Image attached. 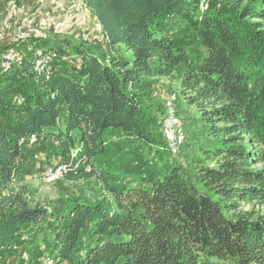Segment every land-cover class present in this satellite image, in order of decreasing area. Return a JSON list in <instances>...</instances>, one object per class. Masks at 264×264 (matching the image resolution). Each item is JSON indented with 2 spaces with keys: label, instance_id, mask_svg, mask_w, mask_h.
I'll list each match as a JSON object with an SVG mask.
<instances>
[{
  "label": "trees",
  "instance_id": "obj_1",
  "mask_svg": "<svg viewBox=\"0 0 264 264\" xmlns=\"http://www.w3.org/2000/svg\"><path fill=\"white\" fill-rule=\"evenodd\" d=\"M79 1L100 38L0 47V264H264V0ZM53 160L85 188L39 199Z\"/></svg>",
  "mask_w": 264,
  "mask_h": 264
},
{
  "label": "rangeland",
  "instance_id": "obj_2",
  "mask_svg": "<svg viewBox=\"0 0 264 264\" xmlns=\"http://www.w3.org/2000/svg\"><path fill=\"white\" fill-rule=\"evenodd\" d=\"M0 2V47L8 44L10 40H13L14 38L16 40H20L18 36H15L19 31L24 34L23 39L33 37L31 29L35 27L40 29V31L45 34V37H40L38 39H46L48 36L58 37L67 43L75 44L80 41L94 40L96 39V36L99 38L101 37L99 35V31L101 30L100 23H95L93 19H90V17L86 14V11L82 8L80 4L81 1L79 0H77V3L75 0V5L72 6L73 9L69 8V3H71L70 0H0ZM65 10L68 12L65 13ZM29 22H34L38 25L27 24ZM41 45H43V42H41ZM31 51L32 55H34L37 51L46 53V51L40 47H34ZM5 52L2 54V60H4L3 55ZM16 55L18 56L17 51ZM3 66L6 65L3 64ZM45 72L47 75L45 77L50 79V60ZM154 90V95H156L160 101H164V125L167 121V114L169 110L173 108L176 111L174 104L168 102L167 99L176 100L177 95L176 93H173L172 88L169 87V84L165 79L157 81L154 85ZM178 119L181 123L182 131L181 147L185 134L182 127V120L180 117H178ZM195 131L198 134H202L204 131L203 126H200ZM107 136L108 133L105 134V137ZM178 152L176 154H178ZM79 157H81V153L77 155V159L74 162L78 167L80 166ZM150 157L147 153H143L144 160L152 159V156ZM56 162L57 160H53L50 164L52 165ZM44 174H41L38 171L32 175H27L24 179V182L28 183L37 190V197L39 199H54L58 195L64 194L67 190L76 191L82 187L85 188L87 183L85 180H78L75 182L67 181L64 179L66 174L58 179L48 181L45 179ZM41 264L47 263L42 261Z\"/></svg>",
  "mask_w": 264,
  "mask_h": 264
},
{
  "label": "bare ground",
  "instance_id": "obj_3",
  "mask_svg": "<svg viewBox=\"0 0 264 264\" xmlns=\"http://www.w3.org/2000/svg\"><path fill=\"white\" fill-rule=\"evenodd\" d=\"M32 35L34 38H40L45 37L42 36V33L40 29L38 28H32L31 29ZM24 35L23 33H21ZM19 39H23V36H18ZM11 54H15L12 60H4V64L10 63L14 60H16V50L9 49L3 56H10ZM53 53L51 51L42 53L40 51H37L33 57H32V67L33 71L37 74L42 76L44 79H48L46 75V68L48 65V62L52 60ZM45 73V74H44ZM174 99H167L168 102L173 103ZM162 132L166 140V148L167 150L172 154H176L180 148V144L182 142V131H181V123L178 119V115L176 114L175 109H170L167 114V121L162 126ZM30 142H33V138L30 139ZM74 166L77 168V164H74ZM60 167V170L58 172L51 173L55 169H58ZM71 166L66 164H57L56 166L52 168H48L45 171L44 177L48 181L55 180L66 174L67 172L71 171ZM51 174V175H50ZM47 264H52V259L45 260Z\"/></svg>",
  "mask_w": 264,
  "mask_h": 264
},
{
  "label": "built area",
  "instance_id": "obj_4",
  "mask_svg": "<svg viewBox=\"0 0 264 264\" xmlns=\"http://www.w3.org/2000/svg\"><path fill=\"white\" fill-rule=\"evenodd\" d=\"M68 11L67 10H65V13H67ZM27 24H36V25H38L37 23H34V22H29V23H27ZM26 24V25H27ZM45 34H42V36H44ZM15 36H23L22 34H21V31H19ZM15 56V54H11L10 56H3V58H4V60H12L13 59V57ZM58 170H60V167L58 168V169H55L54 171H52L51 173H54V172H58ZM51 175V174H50Z\"/></svg>",
  "mask_w": 264,
  "mask_h": 264
},
{
  "label": "crops",
  "instance_id": "obj_5",
  "mask_svg": "<svg viewBox=\"0 0 264 264\" xmlns=\"http://www.w3.org/2000/svg\"><path fill=\"white\" fill-rule=\"evenodd\" d=\"M70 2H71V3H69V8L73 9L72 6L75 5V0H70ZM0 3H1V2H0ZM72 3H74V4H72ZM76 3H77V0H76ZM90 19H92V18H90Z\"/></svg>",
  "mask_w": 264,
  "mask_h": 264
}]
</instances>
